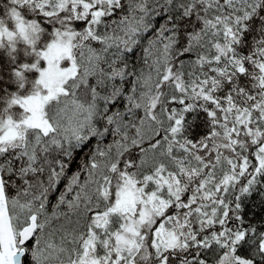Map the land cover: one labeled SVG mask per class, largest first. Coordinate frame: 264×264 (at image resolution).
<instances>
[{"label": "snow or ice", "instance_id": "snow-or-ice-1", "mask_svg": "<svg viewBox=\"0 0 264 264\" xmlns=\"http://www.w3.org/2000/svg\"><path fill=\"white\" fill-rule=\"evenodd\" d=\"M0 52V264H264V0H0Z\"/></svg>", "mask_w": 264, "mask_h": 264}, {"label": "trees", "instance_id": "trees-1", "mask_svg": "<svg viewBox=\"0 0 264 264\" xmlns=\"http://www.w3.org/2000/svg\"><path fill=\"white\" fill-rule=\"evenodd\" d=\"M6 64V58L4 56V54L2 52H0V65H5ZM91 145H89L90 147ZM87 149L84 150V152H86ZM84 152H78L77 155L75 156V158L73 159V161L70 164L69 170H68V174L71 175L72 172L77 170V167L79 166L80 162H81V158L84 155ZM64 183H66V181L62 182L58 188V191L56 194L53 195L52 197V202L55 203V195L58 194L59 190H62L64 187Z\"/></svg>", "mask_w": 264, "mask_h": 264}]
</instances>
